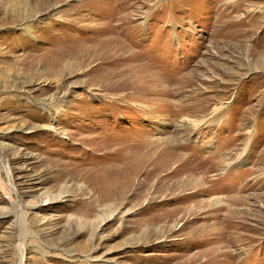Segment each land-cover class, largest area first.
<instances>
[{
    "label": "rangeland",
    "instance_id": "374dc122",
    "mask_svg": "<svg viewBox=\"0 0 264 264\" xmlns=\"http://www.w3.org/2000/svg\"><path fill=\"white\" fill-rule=\"evenodd\" d=\"M0 264H264V0H0Z\"/></svg>",
    "mask_w": 264,
    "mask_h": 264
},
{
    "label": "bare ground",
    "instance_id": "6f19581e",
    "mask_svg": "<svg viewBox=\"0 0 264 264\" xmlns=\"http://www.w3.org/2000/svg\"><path fill=\"white\" fill-rule=\"evenodd\" d=\"M139 186V188L141 187V185H138ZM140 190V189H139ZM138 195V193H136V192H133V193H131V197H136ZM141 197V196H140ZM137 198V197H136Z\"/></svg>",
    "mask_w": 264,
    "mask_h": 264
}]
</instances>
